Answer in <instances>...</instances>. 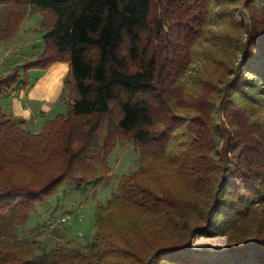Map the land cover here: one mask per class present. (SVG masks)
Masks as SVG:
<instances>
[{"label":"trees","instance_id":"16d2710c","mask_svg":"<svg viewBox=\"0 0 264 264\" xmlns=\"http://www.w3.org/2000/svg\"><path fill=\"white\" fill-rule=\"evenodd\" d=\"M0 5L10 10L0 41L31 12L41 14L44 30L41 53L0 74V264H264V0ZM165 38L172 40L166 54L158 52ZM56 62L69 64L66 113L34 130L2 100L32 86L30 71ZM197 63L198 76L184 77ZM120 136L144 159L170 165L181 186L123 175L98 205L87 250L38 254L10 240L66 180L100 186ZM219 235L227 249H191L197 237Z\"/></svg>","mask_w":264,"mask_h":264},{"label":"rangeland","instance_id":"374dc122","mask_svg":"<svg viewBox=\"0 0 264 264\" xmlns=\"http://www.w3.org/2000/svg\"><path fill=\"white\" fill-rule=\"evenodd\" d=\"M163 1L167 2L168 0ZM173 4L174 2L170 10L175 11ZM9 12V8L0 5V26L6 25ZM173 16L172 22H175L178 17L177 13H173ZM41 19L40 13L31 12L9 40L0 41V74L25 63L26 60L35 59L41 53L44 43V30L40 25ZM166 29L168 30V28ZM210 29L218 31L222 28L216 26L210 27ZM171 43L170 38H165L161 42L158 52L169 53ZM176 47L181 46L176 43ZM200 50L203 53L206 51L208 54V43H205ZM209 50L215 52L212 47H209ZM198 66L199 63L193 67L192 71L185 70L184 77L189 76L191 73L196 78L198 73L195 76L193 70ZM22 68L21 70L24 69ZM21 73L23 77V71ZM40 73L39 70L35 69L30 71L28 76L30 83L34 82L36 76ZM175 88L176 86L171 87L172 90H175ZM9 102L10 99L4 98V109L8 110L7 104ZM54 113L65 114V102L62 101L60 107ZM181 116L186 117L188 113H182ZM50 117L53 118L49 116L45 122L50 120ZM178 124L180 130L185 129V125L182 126L180 122ZM108 164L110 171L106 176L107 178L96 188L93 186V182L86 183L82 188L76 187L70 179L62 183L45 202L36 205L30 214L29 220L18 226L17 235H14L10 240L19 244V246H27L28 249H31V247L26 244L31 243L35 253L38 254L48 252L56 247H83L87 250L97 232L98 205H105L112 195L117 192L123 175L140 173L138 177L140 179V176L144 173L145 177H150L156 184L161 186H167L173 190L181 186L180 176L172 171L170 165L167 166L164 161H156L152 158L144 159L135 144L121 136L108 156ZM227 246L226 236H200L194 240L191 249L202 252H219L227 249Z\"/></svg>","mask_w":264,"mask_h":264},{"label":"crops","instance_id":"0c3cea01","mask_svg":"<svg viewBox=\"0 0 264 264\" xmlns=\"http://www.w3.org/2000/svg\"><path fill=\"white\" fill-rule=\"evenodd\" d=\"M68 71V63H53L49 69L36 76L31 87L28 89L15 88L10 94L4 96V98L10 99V102L7 104L8 110L4 109L3 98L1 104L3 109L26 120L34 130H40L46 118L59 114L54 112L62 103L63 82Z\"/></svg>","mask_w":264,"mask_h":264}]
</instances>
